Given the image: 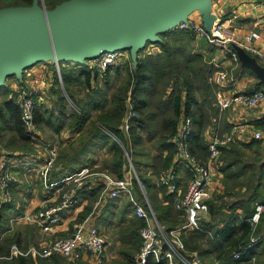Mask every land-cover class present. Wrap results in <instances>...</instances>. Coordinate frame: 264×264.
Listing matches in <instances>:
<instances>
[{
    "label": "trees",
    "instance_id": "trees-1",
    "mask_svg": "<svg viewBox=\"0 0 264 264\" xmlns=\"http://www.w3.org/2000/svg\"><path fill=\"white\" fill-rule=\"evenodd\" d=\"M62 1L64 0H43V4L46 8H53ZM37 2L39 0H0V8L31 5ZM158 35L161 36V41H158L160 50L154 54L137 57L133 67L126 63L125 68L121 69V85L109 96L105 90H95L90 83L92 79L98 77L95 67L81 64L84 62H76V68H69L61 65L69 61H59L61 80L63 83L67 82L66 92L75 107L72 106L71 112H68L70 105L56 75L55 109L49 111L41 102L35 104L34 121L37 126H43L50 121L51 115L56 110L60 117H65L69 113L71 119L69 126L73 131H78V135L82 132L75 142H69L59 150L56 159V166H60L59 170L71 167L73 162L83 155L90 143L93 146L100 144L108 146L109 151L105 161L103 160V166L101 165L103 170L100 171H107L121 178L124 174L125 151H127L142 173L139 178L145 188L163 191V201L166 202L156 215L158 220L170 229L179 225L183 221V216L175 208L173 195L166 193L165 187L156 186L151 176L170 165L172 161L174 146L168 138L174 135L177 118L182 111L193 120L190 149L194 155L205 159L208 150L204 130L207 123L216 122L212 121V118L216 117L218 109L213 105L215 87L207 82L209 64L203 60L201 53H191L189 43L193 35L178 28L161 31ZM150 42L147 41L146 44ZM237 62V65L236 63L233 65L235 66L232 70L233 76L241 75L244 71H250L255 75L251 69L241 64L240 59ZM114 71L119 75L118 67ZM73 82L82 83L85 87L89 86L97 97L89 100L73 99L68 92V89L72 90L68 84ZM8 86V83L0 86V95L12 93L10 97L7 95L0 100V142L5 148H10L16 137L24 142L31 141L20 119L17 93L11 91ZM128 96L132 102L131 110L135 113L130 117V125L126 132L129 141L121 129L127 111ZM92 107L99 109L94 120H91ZM87 123L89 125H86ZM257 125L264 129V117L257 122ZM59 129L60 125L56 126L55 130ZM8 130L14 131V135L5 139ZM145 141L149 142L151 150L155 151L152 163L149 164L152 168L150 174L141 168L142 161L138 159L144 155V152L137 148ZM260 142L255 138L236 140L220 148L216 162L217 186L212 197L207 201V214L201 220V229L182 231L181 236L185 244L183 254L198 253L203 260L207 258L208 263L217 260L218 264H264V212L261 213L254 228L248 221L254 212L255 202L264 201V151ZM182 179H187V175ZM178 181L180 182V179ZM101 188L102 183L97 181L96 186L81 190L80 196L84 202L82 210L79 212L80 208L76 218L73 219L75 222L88 215L91 207L89 201L98 196ZM113 199L116 197L109 200ZM12 206L10 202L0 203V212L5 209L9 211ZM131 210L133 217L128 220L125 227L121 228L119 236L122 243H130V245L121 249L125 261L119 264L132 263L133 252L141 244L139 230L145 225V221L135 215L132 207ZM1 216L2 214L0 218ZM125 221V217H121V222ZM5 228L6 225L0 222V233ZM252 235L258 236L259 240L255 250H247L246 246L250 243ZM5 238L6 243H0V255L9 254V245L14 239L19 242L17 236L14 238L13 235H8ZM235 251H241L239 257H234ZM252 254L256 256L255 261H251ZM29 258L31 257L15 256L11 259H2L10 260L7 262L9 264H53L40 261L42 258L32 257L38 258V261ZM51 259L57 260H54V264H61L59 258ZM79 262H81L79 264H91L86 261ZM148 264L162 263L156 262L151 257Z\"/></svg>",
    "mask_w": 264,
    "mask_h": 264
},
{
    "label": "built area",
    "instance_id": "built-area-1",
    "mask_svg": "<svg viewBox=\"0 0 264 264\" xmlns=\"http://www.w3.org/2000/svg\"><path fill=\"white\" fill-rule=\"evenodd\" d=\"M174 28L185 30L193 36L201 37L216 46L229 50L233 60L237 61L238 56L235 47H241L248 53H257L261 57L264 54L256 44L260 33L256 30L236 31L231 28L228 20L216 18L210 27L206 28L203 22L197 21L191 14L182 20ZM122 54V52H121ZM119 50L104 51L93 58L95 63L105 68L107 65L118 59ZM57 72L60 75L57 65ZM215 79L220 83L226 82V74L221 72ZM209 80H213L209 78ZM41 98H36L29 92L23 91L19 95L18 105L20 119L27 134L31 138L40 136L37 125L34 121L35 104L40 103ZM70 105V104H69ZM215 105L219 110L236 109L261 110L264 107V92L253 91H230L218 92ZM75 107L73 102L71 107ZM135 113L129 109L126 111L121 128L127 131L130 117ZM193 131V120L183 111L177 118L176 130L172 137L168 138L173 146L172 161L170 165L161 169L155 176L154 182L158 187H165L166 193L173 195L175 208L181 212L183 221L174 228H168L161 223L150 203L145 186L137 175L131 163V169L135 177H128L123 174L121 178L113 176L107 171H93L87 166L78 171L64 175L57 180H51L50 173L55 166L59 153V141L54 140L48 144L47 155L39 167V176L42 187L48 192L53 190L52 196L44 200L36 211L24 213L18 217L38 226L43 232H48L62 219V214L73 207L76 203L77 190L83 184L85 178H94L102 183L98 199L93 209L99 206L102 201L126 195L135 215L145 221L140 228L141 244L139 249L132 256L131 264H148L150 258L162 264H218L205 262L197 253L191 255L183 254L185 244L181 233L186 229H201V220L208 209V200L217 186L215 167L220 148L239 138L247 136L245 127L241 124H233L227 133L213 132L207 139L208 155L201 159L194 155L190 149V135ZM251 137L264 139V132L251 130ZM127 153V151H125ZM128 159L131 161L128 153ZM16 162L14 158L7 155L0 156V199L2 203L12 202L10 184L16 180ZM187 175L184 191L179 186V179ZM135 178V180L133 179ZM136 182V183H135ZM138 186L142 199H138L132 192V187ZM51 202H48L49 200ZM46 202V203H45ZM264 212V201H256L254 212L248 218L254 228L261 213ZM91 214V213H90ZM89 214V215H90ZM73 223L71 231L66 235H58L49 242L31 244L27 248H20L16 243L11 245L10 253L0 258L11 259L15 256L47 258L53 254H59L70 262H77L81 259L90 261L92 264H101L104 259L107 246L106 236L91 222L90 216ZM18 220V219H17ZM8 231L10 229H7ZM259 237L252 235L247 250H255ZM241 251H235L234 257H239ZM252 258H254L252 256Z\"/></svg>",
    "mask_w": 264,
    "mask_h": 264
},
{
    "label": "crops",
    "instance_id": "crops-1",
    "mask_svg": "<svg viewBox=\"0 0 264 264\" xmlns=\"http://www.w3.org/2000/svg\"><path fill=\"white\" fill-rule=\"evenodd\" d=\"M208 10L205 12L207 16H213L214 19L220 18L221 20H228L230 26L232 29L236 31H245V30H256L260 33L259 39H257L256 44L259 47L260 51L264 54V0H209L208 1ZM191 16H193L197 21L203 20L204 14L200 12L199 9L194 10L191 13ZM161 41V39L159 40ZM189 42V41H188ZM191 53H201L203 56V60L209 64V72L207 74V82L210 83L213 87H215V100L213 102V105L215 104L216 97L218 92H230V91H253V90H260L259 88H262L264 85V81H262L256 74H252L250 71H244L241 75L233 76L232 70L235 66L234 63L237 65V61L233 60L229 50L223 47H219L214 45L211 42H208L207 40L203 38H196L193 36V39L189 43ZM160 50L158 41H153L148 44H145L138 52L137 57L144 56L146 54H154L157 53ZM258 63L259 65L264 69V57H261L257 53H249ZM136 57V58H137ZM66 62V61H64ZM121 62L123 63H132L133 57L130 53V51L124 50L121 54ZM242 64V62H241ZM221 72H224L226 74V82L220 83L217 79H215ZM57 72L56 63L52 61H39L34 63L33 65H30L22 70V72L17 75L13 74L10 75L8 79H13L12 84L10 86L11 91H14L17 93V96L20 95L21 92L26 91L35 96L36 98H41L40 102L44 104L45 108H47L49 111L51 109H55V100L56 96L54 94L55 86H54V80ZM209 78H212L213 80H209ZM264 88V87H263ZM12 93L8 94V97H10ZM1 96V95H0ZM126 105L127 110L132 108V102L130 97L128 96L126 99ZM217 107V106H216ZM261 110H242L240 108L236 109H225V110H219L216 117L212 118V121H216L213 123V127H209L207 130V135L205 137V140L207 142L206 138H209V135H211L213 132L217 133H227L231 130V127L233 124H241L245 127L247 136L240 137L239 140H250L253 139L251 137V130H261L264 132V129L259 127L257 125V122L260 121L264 117V107ZM69 113L71 110L69 109ZM68 113V114H69ZM67 114L65 117H60L56 110H54V113L51 115L50 121L46 124H43V127L45 129V132L49 134V138L51 139H57L60 143L59 150L65 146L69 142H75L77 139V136H79L78 131H70L69 132V125L71 122L70 116ZM10 125V124H8ZM60 125V129L58 131L55 130L56 126ZM122 129V128H121ZM220 130V131H219ZM122 131L125 133V137L128 139L127 131ZM9 134V135H8ZM45 134V133H44ZM14 131L8 130L5 133L6 137L13 136ZM261 142L262 150L264 151V139H259ZM129 141V139H128ZM30 141H21L18 137L15 138V142L10 145V148H5L4 146L0 147V155L3 153H6L7 156L14 158V162H16V172L17 177L15 181H12L10 184V192H14L16 196L20 194L19 202L15 203V201H12V207L11 212L8 215L14 214V216H10L11 220H17L19 219L21 215L27 212L28 209H26L27 202L30 200L29 195L31 186H26V179L28 180V177L25 175V173L29 172V176H31V173L38 172L40 165L43 163L47 153L41 150L39 146L34 144V151H24L23 147L24 144L27 146V143ZM152 153L150 158L148 160L150 161H142L141 167H143L147 174H150L152 171L151 166L149 164L152 163V157L154 156ZM165 153V152H163ZM108 155V146H101L100 144H97V146H93L92 143L86 148L85 152L82 156H79L71 165V167H67L64 170H59L60 166L53 167L57 171L53 174L52 170L50 173L51 180H57L64 175L73 173L78 171L80 168L87 166L90 169L91 166L95 167L99 164L100 161H97V156L99 155ZM105 155V156H106ZM57 173V174H56ZM52 174L54 176H52ZM24 176L26 178L21 177ZM38 178L40 179V176L38 175ZM24 180V182H23ZM41 183V180H39ZM21 182V183H19ZM23 182V184H22ZM218 182V181H217ZM96 179L94 178H85L83 180V184L78 188L76 198L77 201L67 211H65L62 214L61 221L54 226L51 230L48 232L39 231V233L44 234V240L40 241L41 243L49 242L52 238H54L56 235H59L60 233H64L63 227H65L68 224V221H73L74 216L78 213V210L82 207V203L84 202L82 197L80 196L81 190L83 189H90L94 186H96ZM23 185V187L26 186L25 193L19 189V187ZM186 184V179L180 178L179 186L184 191ZM52 190L49 191L51 193ZM18 193V194H17ZM48 193V194H49ZM33 194V193H31ZM99 195V194H98ZM45 193L42 194V198H44ZM27 198V199H26ZM35 198V196H34ZM110 199V198H109ZM14 200V199H13ZM108 199H105L102 201V203L94 208L91 212L88 213L90 216L91 222H95V216L92 217V213H94V210H97V214L104 209L106 206ZM166 201H164L165 203ZM128 206L131 209V205L128 201ZM14 211V212H13ZM207 214V213H206ZM205 214V215H206ZM88 215H86L88 217ZM92 217V218H91ZM95 224V223H94ZM67 233V232H66ZM65 233V234H66Z\"/></svg>",
    "mask_w": 264,
    "mask_h": 264
},
{
    "label": "water",
    "instance_id": "water-1",
    "mask_svg": "<svg viewBox=\"0 0 264 264\" xmlns=\"http://www.w3.org/2000/svg\"><path fill=\"white\" fill-rule=\"evenodd\" d=\"M209 0H64L0 8V86L39 61L85 62L104 51L129 50L133 60L147 41L172 29L199 9L208 28ZM242 65L264 81V69L243 48Z\"/></svg>",
    "mask_w": 264,
    "mask_h": 264
},
{
    "label": "rangeland",
    "instance_id": "rangeland-1",
    "mask_svg": "<svg viewBox=\"0 0 264 264\" xmlns=\"http://www.w3.org/2000/svg\"><path fill=\"white\" fill-rule=\"evenodd\" d=\"M37 4H39V5L43 4V0H39V2H37ZM195 37L198 38V36H195ZM123 51L124 50H119L118 59L115 62L107 65L105 68L100 67L97 63H95V61L93 59H86L84 63H81V64H85V65H88V66H91V67H95L97 69V71H98L97 79H92L91 82H90L95 90H98V91H100L99 89L105 90L107 96H109V95H111V93L113 91H115L121 85V81H122L121 69L125 68V65H126V63L122 64V62H121V52H123ZM135 60H133V62L131 64L127 62L130 67L134 66ZM196 61L199 62V60H196ZM81 64L79 63V65H81ZM57 65L58 64H56V67H57ZM61 65H64V66L69 67V68L70 67L76 68V66H77L76 62H74V61H69L66 64L61 63ZM58 67H59V65H58ZM116 67H118L120 69L119 75H117L116 72L114 71ZM57 76H58L59 81L61 83L62 91L65 94V96H67V101L70 104V108L69 109L72 110V107H71L72 100L69 98V96H68V94L66 92L67 88H65L67 86V82L63 83L62 80H61V75L57 74ZM11 80L13 81V79L10 78L6 82L9 85L8 87H10L11 84H12ZM105 81H108V82H105ZM68 86H69L70 89H72V90L68 89V92L72 95L73 99H75V100L76 99L77 100H83V99L89 100V99L97 97L96 96L97 94H95V92H91L89 86L85 87L82 83L76 84L75 82H73V83L68 84ZM263 87H264V85H263ZM263 87L259 88V89L264 92V88ZM8 94L7 93H3L0 96V100L6 98ZM18 99H19V96H16L17 103H18ZM214 106L216 107L215 104H214ZM98 112H99V109H97V108H93L92 107L90 109L91 120L95 119V117H96ZM86 125H89V123H87ZM67 126H69V125H67ZM209 127H213V123H211V124L207 123V126L205 127V130H204V136L205 137L206 136L208 137L207 130L209 129ZM37 128L39 130L40 136L38 138H36V139L31 138L29 136L31 141L29 143H27V146L23 147L24 151H32L33 152L34 151V147H35L34 144H36L37 146L41 147L40 148L41 150H43L44 152H47L48 144L51 143L54 140H57L56 138L55 139L49 138L48 137L49 134H47L45 132V129H44V127L42 125L37 126ZM70 131H73V130L69 126V132ZM223 133H225V132H223ZM81 135H82V132L80 133L79 136H77V138H80ZM4 138L7 139L8 137H4ZM206 139H208V138H206ZM59 145H60V143H59ZM2 146L3 145L0 142V147H2ZM137 149H139L140 151L144 152V155L140 156L138 159H140L141 161H150L148 159L150 158V156L152 155L154 150L153 151L151 150V144L149 142L145 141ZM0 150H2V149H0ZM127 153H125V160L126 161H125V164H124V173L127 174L128 177H135V175L133 174V171L131 169V163H132V166L134 167L137 175L138 176L139 175L142 176V173L139 170L138 166L134 163L132 156L130 154H128L130 159H131V161H130L128 159V157H127ZM2 155H6V153H3ZM105 155L97 156V158H98L97 161H100V162L95 167L91 166L93 171L103 170V169H101V165L103 163V160L106 158ZM141 168L144 169L143 167H141ZM56 171L57 170L53 168L52 173L54 174ZM215 173L218 175L217 165L215 167ZM53 174H52V176H54ZM25 175L28 177V180L26 178H24V176H22V175H21V177L24 178V180L26 179V181H25L26 182V186L27 185L31 186L30 189L28 188V190L30 191L29 192L30 193V195H29L30 200H28V202L26 203L27 204L26 209H28L27 210L28 213L31 212V211L38 210L40 208V205L43 204L42 202L44 200L49 199L50 197L53 198V199L57 198L56 195L52 196L53 195V190H52L51 193H49V191L47 192L42 187V185H41V183L39 181L40 179L38 178L39 172H35V173L33 172V173H31V176H29V172H28V173H25ZM112 175L115 176L114 174H112ZM155 175L156 174H152V176H151L153 180H154V176ZM133 179L135 180V178H133ZM24 180H23V182H24ZM216 180H217V176H216ZM23 182H22V184H23ZM19 183H21V182H19ZM22 184L19 187V189L25 193L26 186L23 187ZM145 189L147 191L148 198L150 200V203L153 206V209H154L155 213L156 214L159 213V211L165 205L164 201H163L164 200L163 191L162 190H158V189H157V191H154L155 189L154 190L153 189L150 190L149 188L148 189L145 188ZM132 192L139 200L142 199L140 190H139L138 186H136L135 184L132 187ZM31 193H33V194H31ZM43 193H45V195H46V196H44V198H42V194ZM11 195H12V199H14L13 201H15V203H17V201L19 202L18 195L20 196V194H18L16 196V194H14V192H13V194L11 192ZM34 196H35V198H34ZM97 199H98V196L96 198L90 199V201L88 200L90 205H91V207L89 209V212H91L93 210L94 203H95V201ZM51 201L52 200L50 199L48 202H51ZM0 203H2L1 199H0ZM5 203H9V202H5ZM85 203H84V205H85ZM127 204H128V197L126 195L119 196V197H116V199H113V200H109L108 199L107 203H106V206L104 207V209H102V211H100L97 214V216H96L97 210H94V213H92V217L95 216V222H94L95 225L98 227V229L107 238V246H106V249H105L104 259H103V262L101 264H119V263H123L125 261L123 259L122 253L120 251H121L122 248L128 247L127 245H130V243H128V244L122 243L120 241L119 236H120L121 228L125 227V224L128 223V220L133 217L132 210L130 209V207ZM126 207H128V208L126 209ZM10 210L7 211L5 209V210H2V212H0V214H2V216L0 218V222H1V224L4 223L6 225V228L3 229L2 232L0 233V243L1 244H5L6 243V241H5L6 238L5 237H7L8 235H13L14 238H16V236H17L19 238V242H17L16 239L13 238L14 239L13 242L10 243V245H9L10 249H11V245L14 244V243H16L18 247L25 249V248L29 247L31 244L37 245V244L41 243L40 241L44 240V234L43 233H39V231H41V230L35 224L29 223V222H26V221H22L20 219L11 220L10 216H14V214H11L9 216L8 214L12 213ZM81 210H82V207L79 210V212ZM75 216H74V218H76ZM121 217H125L126 221L125 222H121ZM73 223H75L74 220L73 221L69 220L68 224L65 227H63L62 231H64V233H60L59 236L68 234L70 232L71 228H72ZM7 229H10V230L8 231ZM139 234H140V230H139ZM56 236H58V235H56ZM10 237H12V236H10ZM10 249H9V253H10ZM136 251H134L133 254H135ZM53 255H51V256H49L47 258H42V259H40V261L54 264V260H56V259H54V260L51 259L52 257H54V258H59V262L61 264H69V263H71V264H79V263H81L79 261H86L88 263H91L90 261L85 260V259H81V260H79L77 262H70L67 259H65L64 257H62V256L60 257L59 254H53ZM1 256H6V255H0V257ZM252 256L254 258H252ZM29 257H31V258H29L30 260L33 259V260H36V261H38V258H41V257H38V258L34 259V258H32V256H29ZM255 259H256V256L254 254H252L251 255V261H255ZM207 260L208 259L205 258L204 261L207 262ZM9 261H5V259L0 258V264H9V263H7ZM130 264H131V262H130Z\"/></svg>",
    "mask_w": 264,
    "mask_h": 264
}]
</instances>
